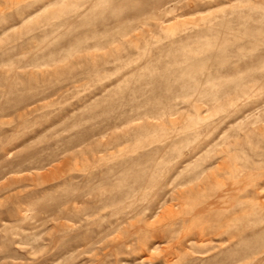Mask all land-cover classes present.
<instances>
[{
  "label": "rangeland",
  "instance_id": "obj_1",
  "mask_svg": "<svg viewBox=\"0 0 264 264\" xmlns=\"http://www.w3.org/2000/svg\"><path fill=\"white\" fill-rule=\"evenodd\" d=\"M0 264H264V0H0Z\"/></svg>",
  "mask_w": 264,
  "mask_h": 264
},
{
  "label": "bare ground",
  "instance_id": "obj_2",
  "mask_svg": "<svg viewBox=\"0 0 264 264\" xmlns=\"http://www.w3.org/2000/svg\"><path fill=\"white\" fill-rule=\"evenodd\" d=\"M116 183V182H115ZM189 243V242H188Z\"/></svg>",
  "mask_w": 264,
  "mask_h": 264
}]
</instances>
